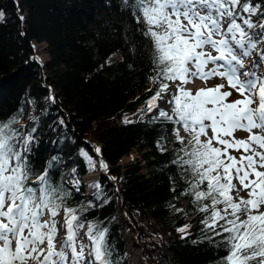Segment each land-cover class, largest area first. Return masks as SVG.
<instances>
[{
    "label": "snow or ice",
    "instance_id": "obj_1",
    "mask_svg": "<svg viewBox=\"0 0 264 264\" xmlns=\"http://www.w3.org/2000/svg\"><path fill=\"white\" fill-rule=\"evenodd\" d=\"M120 8L146 41L154 73L148 79L157 86L146 102L148 111L157 109L156 119L181 125L190 136L185 144L173 129L181 147L171 163L187 186L181 195H192L205 214L203 238L226 250L220 264H264V50L252 56L264 40V0H120ZM215 79L221 82L207 86ZM198 80L205 87L193 92L188 85ZM165 96L171 97L173 115L157 104ZM15 120L0 121V264H113L109 229L89 222L90 248L78 241L87 209L78 216L65 205L70 192L52 183L58 157L35 171L36 129L21 132L12 127ZM238 131L247 136L238 138ZM81 155L95 167L87 152ZM100 165L108 171L107 163ZM61 209L65 237L57 242ZM189 227L177 231L187 235Z\"/></svg>",
    "mask_w": 264,
    "mask_h": 264
},
{
    "label": "trees",
    "instance_id": "obj_2",
    "mask_svg": "<svg viewBox=\"0 0 264 264\" xmlns=\"http://www.w3.org/2000/svg\"><path fill=\"white\" fill-rule=\"evenodd\" d=\"M0 11V75H5L0 121L15 117L13 128L36 129L35 171L58 157L60 163L50 170L52 183L70 192L65 205L78 216L87 209L83 222H103L109 229L113 264H130L118 190L152 264H220L227 252L203 238L205 214L192 195H181L187 186L171 163L181 147L173 137L178 125L148 111L146 102L157 86L148 79L154 73L146 41L132 17L121 11L120 0H0ZM33 41L47 43L45 63L32 59ZM45 80L56 93L54 103ZM93 139L101 143L117 184L101 173L95 192H86L82 183L77 191L66 173L72 163L80 174L91 172L81 150L93 159L96 153L88 143ZM134 148L140 158L122 163ZM184 225L190 226L187 235L177 231Z\"/></svg>",
    "mask_w": 264,
    "mask_h": 264
},
{
    "label": "rangeland",
    "instance_id": "obj_3",
    "mask_svg": "<svg viewBox=\"0 0 264 264\" xmlns=\"http://www.w3.org/2000/svg\"><path fill=\"white\" fill-rule=\"evenodd\" d=\"M247 31H249V33H252L253 31H258V29H247ZM259 39V38H258ZM35 42V41H34ZM40 43V42H39ZM47 44V43H46ZM46 44L45 43H40V45L38 47H36V45L34 44L35 46V52L32 54V57H34L33 55L35 54L36 55V58H32V59H37L39 60L40 62H46L48 59H49V54L46 50ZM261 50H264V40H260L259 43L257 44V47L255 50H253V53H252V56L253 58H257V54L261 51ZM119 56L116 55V58H118ZM44 62V63H45ZM263 70V69H261ZM47 73V72H45ZM48 74V73H47ZM4 81L5 79H2L1 78V75H0V88L3 87L4 85ZM47 81V80H46ZM221 81L219 79H215L214 81H210L208 83L207 86H212L213 84H218L220 83ZM189 88H192V90H196V89H199V88H202V87H205V84L201 81H196L195 84H190L188 85ZM49 88V87H48ZM50 90V89H49ZM174 90V89H173ZM51 93V92H50ZM170 98L168 96H166L163 100H159L158 101V104L161 106V107H166V108H171L172 104L168 103V100ZM180 131V129H179ZM182 132V133H181ZM180 133L182 135H186L184 133V131H181ZM235 135L238 137V138H245L247 136V133L246 132H243V131H238L235 133ZM94 140V139H93ZM96 141V140H95ZM98 144H100V147H101V143H99L98 141H96ZM140 151L136 148H134L129 154H126L125 156H123V158L121 159V162L122 163H125V162H128L130 160H134V159H137V158H140ZM102 159H100V157H98L97 155L92 159V162L94 163L95 165V168H92L91 167V172H97L98 175L100 173V170L102 169L101 168V165H100V161ZM103 161V160H102ZM73 169H75V173L73 172ZM90 172V173H91ZM89 173H86V174H80L77 169H76V166L72 163L71 167L69 168V170L67 171L66 173V181L70 180L72 184L76 185V181H79V184L82 183L86 192H95L98 187L96 186L97 184H99V176L97 175V178H96V182H95V185H94V188H92V186H90V184L88 183V181L94 179L93 176H90L88 175ZM108 175V174H107ZM110 176V175H109ZM114 177V175H113ZM112 177V178H113ZM115 183L117 184V179L115 178ZM235 183V181H234ZM234 195H236V193H233ZM240 196H245L246 197V192H243L241 191L239 193ZM118 204H119V213L121 214V217H124L125 216L123 215V208L120 207L121 206V196L120 194L118 193ZM187 202L185 201V204L186 205ZM63 216H64V213L63 211H60V214L56 217V220H57V228H58V234H57V242L59 241H62L63 238L65 237V229L64 227L62 226L63 225ZM45 219H48L47 216L44 217ZM122 222L126 225L125 227V230H124V235L126 236V240H127V243H128V248H129V261H130V264H134V261H133V253H132V246H131V243H133V245H136L134 243V232H133V229L132 227L128 224L126 218L125 220H123L122 218ZM84 224V227L79 229V237H78V241L83 243L84 245L86 246H89L90 248V241L86 235L87 231H88V225L89 223L88 222H83ZM139 229V228H138ZM131 233V234H130ZM61 239V240H60ZM140 241L143 243V241L141 240V234H140ZM130 242V243H129ZM144 245V243H143ZM57 246H59V243L57 244ZM138 246V245H136ZM144 249H145V245H144ZM87 251H88V248H86V254H87ZM146 254V252H145ZM131 255V256H130ZM147 256V255H146ZM157 262V261H156ZM150 264H152L150 262ZM155 264H161V263H155Z\"/></svg>",
    "mask_w": 264,
    "mask_h": 264
},
{
    "label": "water",
    "instance_id": "obj_4",
    "mask_svg": "<svg viewBox=\"0 0 264 264\" xmlns=\"http://www.w3.org/2000/svg\"><path fill=\"white\" fill-rule=\"evenodd\" d=\"M22 15L24 16V14H22ZM33 56H34V57H32V58H36V55H35V54H34ZM1 78H2V79H5V75H1ZM46 79H47V75H46ZM44 84H45L47 87L50 88L51 96H54V97L56 98V93H55L53 87H52L49 83H47L46 80L44 81ZM88 143L91 144V145L94 147V152H95V148H96V147H99V148L101 149L100 144H98L95 140H89ZM95 153H96V152H95ZM96 154H97L98 157H100V158H101L105 163H107V165H108V171L105 172L104 169L102 168V169L100 170V173L109 174L110 176L113 177V175L111 174V172H110V170H109V166H110V162H109V160L104 156V154L102 153V151H101L99 154H98V153H96ZM100 173H99V174H100ZM34 180H35V179H34ZM34 180H33V181H34ZM118 193H119L120 196H121V207L123 208V215L126 217V220H127L128 224L132 227V229H133V231H134V238H135V239H134V243H135L136 245H138V246L141 247L142 256H143V258H144V260H143V261H144V264H150V261H149L148 257H147L146 254H145L144 245H143V243L140 241V234H141V232H140V230L138 229V226L136 225V223H135L134 219L132 218V216L128 213V209L126 208L125 203H124L123 194L121 193L120 190H118Z\"/></svg>",
    "mask_w": 264,
    "mask_h": 264
},
{
    "label": "bare ground",
    "instance_id": "obj_5",
    "mask_svg": "<svg viewBox=\"0 0 264 264\" xmlns=\"http://www.w3.org/2000/svg\"><path fill=\"white\" fill-rule=\"evenodd\" d=\"M42 43V42H41ZM45 43V42H43ZM33 44L36 45V47H38L40 45L39 42H34L33 41ZM46 44V43H45ZM264 70V69H263ZM101 159V158H100ZM94 164V163H93ZM93 168V167H92ZM95 168V167H94ZM88 175L90 176H93L94 179L88 181V183L90 184V186H92V188H94V185H95V182H96V178H97V175L98 173L97 172H91L89 173ZM121 207V206H120ZM123 211V210H122ZM134 232V231H133ZM131 234V233H130ZM134 237V236H132ZM61 240V239H60ZM130 243V242H129ZM131 246H132V253L134 254L133 256V261H134V264H144V258L142 256V252H141V247L140 246H136V245H133V243H131ZM131 256V255H130Z\"/></svg>",
    "mask_w": 264,
    "mask_h": 264
}]
</instances>
